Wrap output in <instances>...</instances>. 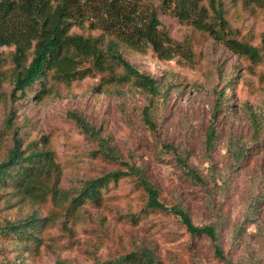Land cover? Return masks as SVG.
Instances as JSON below:
<instances>
[{
	"label": "rangeland",
	"instance_id": "1",
	"mask_svg": "<svg viewBox=\"0 0 264 264\" xmlns=\"http://www.w3.org/2000/svg\"><path fill=\"white\" fill-rule=\"evenodd\" d=\"M136 1L117 11L106 33L87 26L71 33L102 36L105 48L108 40L143 30L153 9L172 41L170 53L147 44L134 49L117 41V47L154 80L157 97L132 82L106 83L122 73L115 65L68 83L49 78L44 94L34 85L24 97H11L14 47L0 46V162L17 134L22 148L34 143L52 152L57 167L26 193L0 188V226L31 215L41 220L38 244L24 248L0 236V263L95 264L147 250L159 264H225L218 247L232 264H264V0H220L231 37L254 49L251 56L193 30L158 1ZM209 127L215 130L210 154ZM184 153L204 184L185 175L176 160ZM130 167L141 170L166 208L184 210L194 226H215L216 244L190 235L169 212L147 210L135 175L110 182L97 203H72L85 182Z\"/></svg>",
	"mask_w": 264,
	"mask_h": 264
},
{
	"label": "trees",
	"instance_id": "2",
	"mask_svg": "<svg viewBox=\"0 0 264 264\" xmlns=\"http://www.w3.org/2000/svg\"><path fill=\"white\" fill-rule=\"evenodd\" d=\"M158 1L161 9L171 11L181 22L190 25L198 32L206 33L216 41L222 42L228 49L251 56L255 50L231 37L225 19V9L220 0H149ZM263 2V0H252ZM136 0H21L16 4L13 0H0V46L14 47L13 80L11 97L17 94L24 97L28 89L34 85L46 92L49 78L59 82L81 80L91 71L104 72L115 65L122 70L117 76H111L106 83L121 85L132 82L145 90L152 97L159 95L156 83L149 76L139 74L118 52L117 41L134 46L147 44L161 54L170 53L172 41L159 27L157 15L150 9L148 22L140 32H125L120 40H108L103 48V38L98 36L83 37L71 33L73 27L87 28L91 31L102 30L106 33L109 25H114L118 10H129L136 5ZM172 5L176 9L172 8ZM131 6V7H130ZM130 7V8H129ZM128 16H124L126 19ZM124 19L119 22L122 23ZM117 23V21H116ZM115 26V25H114ZM29 59V61H28ZM90 64V68H82V64ZM146 115V114H145ZM77 124L89 135L94 131L85 122L75 118ZM151 124V122L149 121ZM12 115L5 122L7 130L12 129ZM215 144V130L209 127L206 133L205 149L212 153ZM170 149V148H168ZM109 157H113L108 154ZM177 162L185 175L196 184H204L198 173L187 165V154L177 156ZM56 169L54 155L45 148H38L34 143L22 148L17 134H12L11 147L0 162V188H8L16 195L26 193L37 180L49 177L51 170ZM114 171L84 183L80 193L72 203L80 205L83 201L97 203L101 190L110 182L116 183L128 175L137 176L138 185L146 194L145 208L149 211L169 212L180 219L186 231L196 237L204 236L214 244L218 241L219 232L213 225L197 227L191 224L187 213L179 207L166 208L158 200L155 187L148 182L140 169L125 168ZM41 220L31 215L22 221H7L0 226V236L16 241L27 247L39 243L35 234ZM215 255L225 264L227 261L218 247ZM0 264H13L12 262ZM55 264H67L58 262ZM95 264H159L147 250L131 253L115 260Z\"/></svg>",
	"mask_w": 264,
	"mask_h": 264
}]
</instances>
